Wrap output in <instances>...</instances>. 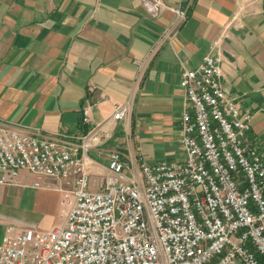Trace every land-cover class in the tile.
Instances as JSON below:
<instances>
[{
    "label": "crops",
    "instance_id": "obj_1",
    "mask_svg": "<svg viewBox=\"0 0 264 264\" xmlns=\"http://www.w3.org/2000/svg\"><path fill=\"white\" fill-rule=\"evenodd\" d=\"M162 1L168 8L153 17L143 0H0V125L80 142L131 102L130 115L108 124L107 137L89 151V174L104 177L114 151L148 165L181 162L183 74L219 41L224 91L241 115H252L247 143L264 160V0ZM180 6L187 21L147 64L134 91L137 62ZM64 219L54 182L24 171L17 185H0V247L10 229L45 232Z\"/></svg>",
    "mask_w": 264,
    "mask_h": 264
},
{
    "label": "built area",
    "instance_id": "obj_2",
    "mask_svg": "<svg viewBox=\"0 0 264 264\" xmlns=\"http://www.w3.org/2000/svg\"><path fill=\"white\" fill-rule=\"evenodd\" d=\"M143 5L153 17L168 8L162 0ZM171 10L175 20L137 62L134 91L187 21V9ZM212 45L215 51L185 70L180 84L188 101L181 162L148 165L114 151L104 177L89 174V151L107 137L108 124L130 115L131 102L80 142L0 125V185H17L24 171L54 182L65 218L45 232L10 229L0 264H264V160L247 143L252 115H241L224 91L220 42ZM89 114L86 107L84 123Z\"/></svg>",
    "mask_w": 264,
    "mask_h": 264
}]
</instances>
